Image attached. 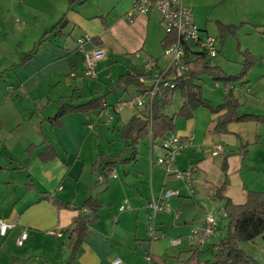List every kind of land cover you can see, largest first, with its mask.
I'll list each match as a JSON object with an SVG mask.
<instances>
[{"label": "crops", "instance_id": "obj_1", "mask_svg": "<svg viewBox=\"0 0 264 264\" xmlns=\"http://www.w3.org/2000/svg\"><path fill=\"white\" fill-rule=\"evenodd\" d=\"M132 1L0 0V218L13 223L5 235L0 234V264L25 258H29L27 264H112L114 258H120L122 264H185L194 248L193 239L187 234L192 225L204 222L200 201L206 196L212 198L219 221L214 233L199 248L200 258H212L225 233L222 229L225 221L222 219V201L216 198L215 188L223 186L221 195L234 203L245 202L248 190L264 191L262 122L231 121L227 132H214L210 129L211 122L223 111L214 113L205 107H197L190 118L177 117L172 132L192 136L193 144L176 154L172 167L193 168L195 177L191 186L194 191L189 194L179 178L165 174V169L156 163L163 153L162 139L152 140L146 135V159L141 155L144 164L135 167L137 154L130 162H118L114 167L115 176L99 181L98 175L90 170L92 161L100 157L97 151L91 147L74 148L72 143L81 140L86 143L85 129H96L92 120L104 117L102 111L71 112L62 117L60 125L45 120L55 113L60 97H66L69 102H82L105 93L107 84L127 68H140L142 61L135 56L136 51L157 58L160 65L166 63L151 45L157 41L161 44L164 36L159 14L151 10L136 15L129 22L124 12ZM229 1L217 0L213 7L227 5ZM236 1L241 2L237 3L238 6L234 4L233 8V13L240 14L239 22L253 26L256 32L262 30L259 26H264V0L258 4L256 0H248L246 4L242 0ZM181 2L191 8L194 5L193 0ZM197 7L201 5L197 3ZM100 16L105 19L106 27ZM207 16H198L197 25L211 33L207 29ZM214 17L216 33L211 34L215 36H218L216 21L236 24L220 13H215ZM201 23L204 27L199 25ZM44 33L33 57L19 63ZM82 36L89 39L79 43L78 38ZM91 36H98L101 40L99 46L105 50L97 63V77L92 78L95 81L92 87L86 85V77L81 74L84 49L96 46ZM229 36L222 44L218 40V53L211 64L219 65L227 73H236L241 62L236 60L235 64H229L224 54L223 45ZM238 44L236 54L241 60ZM250 44L240 47L253 53L254 45ZM263 75L264 60L252 67L244 80L230 84L214 83L213 88H204L202 83V92L212 104H218L226 90L233 87L241 103L240 111L264 114ZM216 86L221 90L214 88ZM135 91L133 87L127 91L116 89L110 92L114 98H105V101L111 105ZM70 94L73 100L68 97ZM181 103L179 91H174L168 96L163 110L166 112L167 108H172L176 111ZM130 109L133 114L135 108ZM121 110L114 113L111 122L121 119ZM28 145L34 146L29 156L26 153ZM46 145L53 147L55 156L42 153ZM219 145L222 151L213 154ZM222 163H225V171ZM14 171H18V176L12 175ZM146 178L147 189L143 184ZM90 186H93L91 193L102 203L99 219L89 225L75 258L65 261L70 240L66 229L74 215L87 212L81 204ZM164 187L178 188L180 194L169 198L171 210L158 211L156 228L167 239L155 246L146 235L149 225L147 202ZM44 191L70 202L74 209L57 208L41 200ZM50 228H55L58 233L48 234ZM22 229L27 230L28 237L18 245L16 239ZM170 236H180L182 240L173 245ZM236 245L264 264V232L252 241H238ZM146 253L153 255L157 262L149 263Z\"/></svg>", "mask_w": 264, "mask_h": 264}, {"label": "trees", "instance_id": "obj_2", "mask_svg": "<svg viewBox=\"0 0 264 264\" xmlns=\"http://www.w3.org/2000/svg\"><path fill=\"white\" fill-rule=\"evenodd\" d=\"M72 1L74 0H70V2ZM63 19L64 17H62ZM102 23L106 27L107 23L104 18H102ZM216 26L220 44L224 42L227 35H234L238 28V24L222 23L220 21H216ZM260 33L264 35V29L260 30ZM43 35L45 33L35 41L34 46L22 57L19 63H23L33 57L43 39ZM90 39L98 46L101 43L98 36H91ZM168 41L169 39L163 36L161 39L162 47ZM238 50L242 59L240 70L236 73H227L219 65L211 64L210 59L202 53L190 60L184 78L175 79L174 86L167 91V94L155 97L149 108H135L134 113L117 128L119 139L125 143L124 148L118 152L107 153L92 161L91 172L96 175H102L107 181L110 171L114 169L118 162L127 163L136 158L138 154L137 144L143 137L149 135L152 140L163 139L167 132L175 129L177 117L190 118L197 107H205L214 113L223 111L211 122L210 129L214 132H227V125L231 121L264 123V114L240 111L241 103L235 95L233 87H229L226 90L218 104H212L203 95L202 84L196 81L202 74L210 76L215 82L227 84L244 80L258 58L248 48H241L239 44ZM146 77V74L140 68H127L114 81L107 84L108 89L105 93L75 103L66 101V97H60L57 100L58 106L55 113L46 117L45 120L52 125H60L62 117L71 112H86L90 110L101 112L110 105L105 101L107 94L116 89L127 91L129 87H133L135 90L144 89L149 85L144 80ZM174 91H179L182 103L173 113H166L163 110L164 104L168 96ZM68 97L73 100L72 94ZM33 147V145L27 146L26 153L28 156ZM43 152H49L51 157L56 155L50 145H46ZM222 169L223 171L226 170L225 163H222ZM28 187H30L29 184ZM92 187H88L89 193L81 204L87 209V212L74 215L69 227L66 229L70 240L69 254L65 261H71L75 258L89 225L99 219V210L102 203L95 194L91 193ZM222 187L215 188V196L222 201V219L225 220L222 225V229L225 232L224 236L220 238L212 258H200L201 250L199 247H195L186 259L185 264H260L257 259L238 247L236 243L238 241H252L264 232V191L248 190L245 202L234 203L229 198L221 195ZM40 199L52 203L57 208L74 209L70 202H65L48 191L42 192ZM28 259L25 258L22 261L14 260L11 264H27ZM151 261L157 262L153 255H151ZM57 264H64V262Z\"/></svg>", "mask_w": 264, "mask_h": 264}, {"label": "built area", "instance_id": "obj_3", "mask_svg": "<svg viewBox=\"0 0 264 264\" xmlns=\"http://www.w3.org/2000/svg\"><path fill=\"white\" fill-rule=\"evenodd\" d=\"M151 10H155L159 14L164 36L169 39L168 43L163 47L166 63L160 65L157 58L143 56L139 51L134 53L136 57L141 58L140 69L148 77L144 80L149 85L144 89L136 90L129 97L109 105L108 110L103 112V121L107 124L112 121L114 113L121 110L124 106L129 108H149L155 97L167 94V91L174 86L175 79L184 78L188 70V62L199 53L204 54L208 58H212L218 53V37L200 28L194 21L192 9L183 4L181 0H133L131 5L125 10L124 17L130 22L134 20L136 15L147 14ZM84 39L89 38L82 36L78 38V42L82 43ZM104 53L105 50L98 45L84 49V64L81 69V74L84 77H97L96 66L98 61L104 56ZM72 74L74 73L72 72ZM192 144L193 138L190 135L180 136L172 131L167 132L162 139L163 153L156 159V163L165 169L167 175L173 174L183 182L189 194H192L194 191L191 186L192 180L195 177L193 168L173 169L172 164L176 154ZM218 151H222L220 145L212 153L215 154ZM115 175V169H112L109 177ZM97 179L99 181L105 180L102 175H98ZM179 194L178 188L164 187L157 196H151L147 202L149 218L153 220L158 211L171 210L168 200L171 196ZM200 206L203 211L204 222L201 225H192L187 234L188 237L193 239L194 248L201 247L206 243L207 238L214 233L219 221L212 198L206 196L200 201ZM175 216H177V213H175ZM12 226L13 223L0 218L1 235H5L7 230ZM147 232L150 239L160 237V232L153 223L149 224ZM47 233L57 234L58 232L55 228H50L47 230ZM27 237V230H20L16 243L18 245L22 244ZM181 240V237L177 236L171 238L170 241L173 245H176ZM145 258L149 263L151 262L150 253H146ZM112 264L122 263L120 258H114Z\"/></svg>", "mask_w": 264, "mask_h": 264}, {"label": "rangeland", "instance_id": "obj_4", "mask_svg": "<svg viewBox=\"0 0 264 264\" xmlns=\"http://www.w3.org/2000/svg\"><path fill=\"white\" fill-rule=\"evenodd\" d=\"M216 1L217 0H199V1L193 0L194 5H192V8L188 5L192 9L193 18H194L195 23L196 24L198 23L197 22L198 16L202 17L203 14H208L209 16H207V17L209 20H208V28L207 29H209V31L211 33L215 34L216 33L215 29H214V26H215L214 25V19H215L214 15H215V13H220L221 15H224L226 17V19L233 20L236 24H238V28H237L235 34L230 35L228 37V39L226 40L225 44L223 45V48H225L224 54L227 56L225 59L227 60V62L229 64H235L234 61H236V60L238 62H241L240 56L238 54H236L237 44L241 43L240 46L245 47L247 44L252 43L250 45H254V49H255L253 54L258 58V60L252 66V67H254L255 65L258 64L259 61L264 60V36L261 35V33H258L260 30H258L256 32L254 30L253 26H251V25L247 26L243 22H239L240 18L238 17V15H240V14L238 12L236 14L233 13V11H234L233 8H234V4L236 6H238L237 3L239 4L241 2H237L236 0H230L227 5L223 4V5L213 7V4ZM242 1H244V4L248 3V0H242ZM260 1L261 0H256L257 4ZM197 3L200 4L201 7L196 8ZM243 8H245V7H243ZM244 17H248V16H244ZM201 24H199V25L204 27V23H201ZM259 28L264 29V26H259ZM248 31H252V32L249 33ZM151 45L154 48L155 52L160 54L162 61H164L165 57L163 54V48H162L161 44L157 41V42H152ZM260 57H262V58L259 59ZM209 59H210V62L215 61V57H212ZM115 73L116 72H114L113 75H115ZM103 82H105V81H103ZM197 82L200 84L204 83L203 84L204 88L205 87L213 88L214 83H219V82H215L210 76H208L206 74L200 75L199 79H197ZM85 83L87 86L89 85L92 87V84H94L95 81L92 78L86 77ZM87 86H86V88H88ZM214 88H218V90H221V87H218V86H216ZM89 89H91V88H89ZM105 98L107 100H111L114 98V95L109 93L106 95ZM105 110H107V108L102 111L101 115H103V112ZM132 111H133V109H130L127 106H124L120 112L121 119L117 120V121H113L110 124H107L103 121V116H100L99 119L98 118L93 119L92 122L96 124V129H85L86 130L85 133L87 136L86 143L84 144L83 140H81V142L73 141L72 145L74 146V148H79L82 146V149L83 148L89 149V147H91L92 149H95V152L97 151L99 156H103L107 152L119 151L120 149L123 148V142L119 139V134H118L117 128L124 121H126L127 117H129V115L132 113ZM173 111H174V109L172 110V108L166 109L167 113H172ZM94 114H96V113H94ZM113 125L116 126L115 129L113 128ZM137 148L139 151H138V161L135 164L136 168L139 167V164H144V162H145L144 159H141V155L146 159V137H144L142 140L139 141ZM86 151L89 153V150L86 149ZM139 152L141 154H139ZM119 167H122L121 163H119ZM17 172L18 171L12 172V175L18 176ZM165 174H166V171H165ZM143 184L146 186L145 189H147L149 187L147 178H146V181L143 180ZM159 215H160V212H157V214H155V216H154V219L152 220L149 218V211H148V215H147L148 224L153 223V225L155 227H157V225H158L157 219H158ZM149 219L151 220L150 223H149V221H150ZM148 226L146 227V235L147 236H148V232H147ZM163 236H164L163 233L160 232L159 238L151 240L152 245L155 244V246H159L163 242L165 243L167 237L165 236V239H164ZM171 237L172 236H170L169 238H171ZM159 239H161L163 241H158Z\"/></svg>", "mask_w": 264, "mask_h": 264}, {"label": "water", "instance_id": "obj_5", "mask_svg": "<svg viewBox=\"0 0 264 264\" xmlns=\"http://www.w3.org/2000/svg\"><path fill=\"white\" fill-rule=\"evenodd\" d=\"M65 21L63 23H61V26L64 25Z\"/></svg>", "mask_w": 264, "mask_h": 264}]
</instances>
